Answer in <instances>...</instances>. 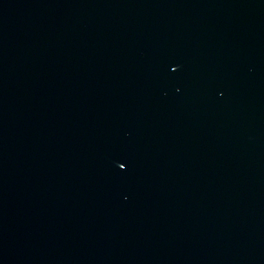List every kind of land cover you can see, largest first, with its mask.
Wrapping results in <instances>:
<instances>
[{"label":"water","instance_id":"water-1","mask_svg":"<svg viewBox=\"0 0 264 264\" xmlns=\"http://www.w3.org/2000/svg\"><path fill=\"white\" fill-rule=\"evenodd\" d=\"M0 264H264V0H0Z\"/></svg>","mask_w":264,"mask_h":264}]
</instances>
